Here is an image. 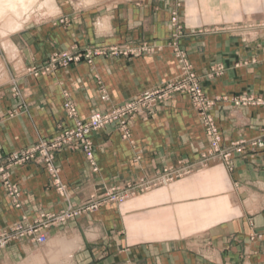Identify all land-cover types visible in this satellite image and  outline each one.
Returning a JSON list of instances; mask_svg holds the SVG:
<instances>
[{"label":"crops","instance_id":"1","mask_svg":"<svg viewBox=\"0 0 264 264\" xmlns=\"http://www.w3.org/2000/svg\"><path fill=\"white\" fill-rule=\"evenodd\" d=\"M257 1L126 0L75 13L67 5L57 12L71 17L64 24L41 20L0 35V157L70 127L66 97L83 119L175 76L176 59L166 45L172 10L183 25L179 43L205 93L215 99L212 114L222 144L261 136L264 104L235 103L238 97L264 101V33L256 22L246 28L241 13ZM122 42L160 49L98 56L50 74L25 72L56 49ZM130 130V140L114 124L92 135L96 172L80 150L57 153L68 199L36 163L13 167L20 205L0 181V229L83 202L102 186L137 183L164 168L189 166L192 172L51 227L42 245L17 240L0 249V264H264V237H252L264 230V148L247 146L228 165L213 157L200 166L207 141L186 94L173 96L149 117H135Z\"/></svg>","mask_w":264,"mask_h":264},{"label":"rangeland","instance_id":"2","mask_svg":"<svg viewBox=\"0 0 264 264\" xmlns=\"http://www.w3.org/2000/svg\"><path fill=\"white\" fill-rule=\"evenodd\" d=\"M11 1H13V2H10V0H0V10L1 9L4 10L3 12H1V16H0V35L8 33L11 30H13L14 28L16 30H19L20 28L23 27L22 24L25 25L27 23H34V22L41 21V20L50 19L52 21V23L64 24V23L68 22L69 18L71 19V17H69V15H61V13L57 14V12H59V10H61V9L63 10V7H66L67 5H68L67 7H70V9H72V11L75 13V12H78L82 8L107 6V5H112V4H116V3H121V2L126 1V0H51V2H50V0H47L48 3H46V5H42L45 3L46 0H32L31 2L29 0V2L32 3L33 6H31L30 3L27 2L28 0H19L18 2H17V0L16 1L11 0ZM130 1L138 4V3H141L143 0H130ZM21 2H23V3H21ZM19 3H21V5ZM28 3H29V5H28ZM51 3H53V4H51ZM25 4H26L27 8H29V9L23 8V6L26 7ZM11 5H13L12 7H10L11 9L8 8ZM38 5H39V7H38ZM50 5H55L56 7L55 6L53 7ZM6 6H8V7H6ZM18 6H19V8H18ZM30 6H31V8H30ZM21 8H23L26 12L23 11V9H21ZM48 8H49V10H48ZM15 9H16V11L20 10L22 13L19 11L21 13L19 15L18 14L19 12H15V13L12 12V10L15 11ZM55 10H56V12H55ZM53 12H55V13H53ZM241 13H242V16L244 17L245 22H247L246 28L250 29V25L252 23L255 24V22H256L254 27L261 29L262 32L264 33V0L257 1L255 3H252V2L248 3L246 5V8L241 10ZM15 15H17V16H15ZM58 15H60V16H58ZM7 17L9 19H7ZM18 17L22 18V20L17 19ZM24 17H26L25 20H24ZM10 18H12V20ZM14 19L15 20L17 19L18 22H16ZM8 20H11V22ZM22 21H24V22H22ZM8 23H9V25H8ZM16 23H18V24H16ZM168 23H169V29H170V36L168 38L166 45L171 49V51H172V53L176 59V63H177V67H178L177 74L175 76L169 78V79H166V80L159 82L158 84L150 87L149 89L142 91L141 93H139L138 95H136L134 97L139 96L140 94L144 93L145 91L156 90L159 88H166L167 89L169 86L175 85L177 83L184 84L185 89L184 88L177 89V90L173 89V90L169 91L168 95L165 96V98L158 99L155 102V104L153 105L151 110L145 111L144 113L133 114L130 117H127L124 125H122L120 122L107 123L106 125H104L102 127H99V128H96V129L90 131L88 137L86 139H84V142L78 141L79 143L77 142V144L75 146H63L59 150H55L50 143V141H52L51 139H53L58 133L62 132V130L72 129L75 126V116H69L67 114L66 107H65L66 103L69 102V103L74 105L75 110H76V118H79L77 115V109H76L75 103L72 100L68 99V97H66L64 100V103H63V109H64V112L67 115V117L73 121V124L70 127H60L52 135H50L48 137H41L37 141H35L29 145L14 149V150L10 151L9 153H7L6 155L0 157V181H12L10 178L11 169L13 167L18 166V165H22V164H26V163H36L37 165H39L43 170L46 171V173L49 176L50 181H61V178H60V171L61 170H60V167L56 161V155L62 149L80 150L83 153L85 160L89 163V166L91 167V171L96 172L97 171V165H96V161L94 158V142H93V136H92L96 131L106 127L107 125L114 124L115 127L117 128V130L120 132L121 137L123 139L130 140L131 123L135 117H137V116L149 117L159 105L167 103L168 101H170V99L173 96H175L177 94H186L189 97L191 106L198 115V118L200 120L202 129H203L206 141H207V147L201 153L200 159L198 161V164L200 166L206 167L208 165V162L210 161V159L213 157L218 158L222 163L228 165L230 163L231 157L234 154H238V153L240 154V153L245 152L246 147L250 146L249 142L254 141V140H258V139L264 141V132H263V134L259 137H255V138H251V139L242 138V139H238L235 141H231L228 145L222 144V142H221L222 137H221V134L219 132L217 123L214 119V116L212 114V108L215 104V99L213 97H209L205 93L199 75L195 72V70H194V68H193V66H192V64L188 58L186 50H184L179 43V38L182 35H184V30H183L182 21H181L179 14L176 10H172L170 12V17H169ZM15 24L17 25L16 27H15ZM248 24H250V25H248ZM5 25H7V26L5 27ZM7 27H8V29H7ZM9 29H11V30H9ZM7 30H8V32H7ZM111 47H118V48L119 47H126V49L128 48V49H135V50H134V52H128L127 54H125L123 52L113 54L108 50ZM158 49H160L159 45L149 44L147 42H142L140 45H131V46L129 43H126V42L114 43V44H88V45H85L82 47L77 46V45H73V46L65 48V49H56V50L52 51L47 56L46 60L43 63H41L39 65H30L27 68H25V72L27 74H31L34 76L50 74L57 68H66L71 64H76L79 62L91 63L93 61V59H95L98 56H104V57H119V56H128V55L130 56V55H136L139 53L141 54L144 52L145 53H154ZM63 51H66L69 53H75L77 55L78 54H80V55L86 54V53H88V51H94V52L97 51V52L96 53L90 52L91 55H90L89 59L86 58L85 56H81V58L77 61L69 62L66 64H57L56 66H51V68H49V70H47V67L50 66V58H51L52 54L55 52L60 53ZM102 92H103V94L101 95V99L102 100L107 99V95L104 93L105 91L103 90ZM134 97H130V98L123 100L117 104H113V105H110V106L102 108V109H95V110L91 111L82 120L86 121L94 111H99V112L108 111L111 107L120 105V104L134 98ZM244 98L248 99L251 97H238L235 100V103H237V104H259L258 102H255V101L257 99H260V98H252L250 100H244ZM263 102L264 101H262V103ZM9 114L11 115L12 113H9ZM207 117L211 118L212 124L214 126L215 131H216V134L219 137L217 150H213V148H211V138L208 134L207 125L204 121V119H206ZM79 119H81V118H79ZM85 142H86L87 147H85ZM250 148L251 149H258V148L260 149V148H264V146H262V147H251L250 146ZM41 149H42V151H41ZM44 150H46V152H44ZM227 152L229 153V157L226 160L224 158V154ZM15 154L17 155V157L15 156ZM25 156H27V157H25ZM52 168L55 170V173L51 171ZM191 172H192V168L189 166H187V167H176L173 169L164 168L160 172H158L154 176H152L151 178H144V177L138 178L136 181H139V182H137V183L126 182L123 185L110 186V187L115 188V190H119V192H121V193H125L126 190H129V196L128 197L125 196L124 198H118L115 200L107 201L104 204H102L98 209H100L104 205H108V204H112V203H120V202L126 201L128 199L133 198L136 195L145 193L154 187L169 185L173 181H175L181 177H184L185 175H187ZM126 181H131V180H126ZM152 181H168V182H165V183L164 182H162V183L161 182H155V183L153 182V185H151L150 187L147 186L145 188H141L142 186H144V184H148ZM140 184H141V187H140ZM83 203L84 202H79L78 204H75V205H73L71 203L70 204L73 207H79ZM97 210H95V211H97ZM92 212H94V211H92ZM88 213H90V212H88ZM260 237H264V234ZM260 237H258V238H260Z\"/></svg>","mask_w":264,"mask_h":264},{"label":"built area","instance_id":"3","mask_svg":"<svg viewBox=\"0 0 264 264\" xmlns=\"http://www.w3.org/2000/svg\"><path fill=\"white\" fill-rule=\"evenodd\" d=\"M108 50L113 54L120 52L127 54L128 52H134L135 49H126V47H111ZM90 52L94 51H88V53L82 55H77L75 53H69L66 51L60 53L55 52L50 58V66L47 67V70H49L51 66H56L57 64H66L69 62L77 61L81 58V56H85L89 59L91 55ZM96 52L97 51H95L94 53ZM184 87V84L177 83L175 85L169 86L167 89L159 88L156 90L145 91L139 96L134 97L120 105L111 107L108 111H94L86 121L76 118L75 107L73 104L68 102L65 104L66 112L69 116H75V126L72 129L62 130V132L58 133L53 139H51L52 141H50V143L55 150H59L63 146H75L78 141L84 142V139L88 137L90 131L111 122H120L122 125H124L127 117H130L133 114L144 113L145 111L151 110L155 102L158 99L165 98V96L168 95L169 91L173 89H182ZM250 99L252 98H244V100ZM255 102L262 103V100L257 99ZM204 121L207 125V131L211 138V148H213V150H217L219 137L216 134L211 118L207 117L206 119H204ZM249 144L251 147H262L264 146V141L258 139L249 142ZM85 147H87L86 142ZM44 152H46V150H44ZM15 156L17 157L16 154ZM228 157L229 153L227 152L224 154V158L227 160ZM51 171L55 173V170L53 168ZM1 182L5 186L7 195L11 199L12 203L15 206H19L20 190L18 185L11 181ZM51 182L54 188L63 197L68 199L66 185L61 181ZM153 182L165 183L168 181H152L148 184H144V186L142 187L140 184V187H150L151 185H153ZM100 189L101 190L90 195L87 200L83 201L84 203L79 207H73L70 203H68L65 208L59 211L41 212L30 221L23 218L9 225L8 227L0 229V249L20 239H28L38 245H42L47 241L48 230L51 227L58 226L70 219L77 218L88 212L95 211L107 201L129 196V190H126V192L124 191L125 193H121L119 192V190H115V188L113 187L109 188L106 186H102V188ZM263 234L264 230L260 232L258 231L257 233H253L252 237H260Z\"/></svg>","mask_w":264,"mask_h":264},{"label":"bare ground","instance_id":"4","mask_svg":"<svg viewBox=\"0 0 264 264\" xmlns=\"http://www.w3.org/2000/svg\"><path fill=\"white\" fill-rule=\"evenodd\" d=\"M15 1H16V0H15ZM15 1H14V2H15ZM18 1H19V0H17V2H18ZM31 1H32V0H30V2H31ZM10 2H13V1L10 0ZM10 2H9V3H10ZM23 2H24V1H23ZM23 2H21V3H23ZM27 2H29V0H28ZM30 2H29V3H30ZM34 2H35V1H34ZM34 2H33V3H34ZM50 2H51V0H50ZM50 2H49V3H50ZM52 2H53V1H52ZM21 3H19V4L21 5ZM29 3H28V5H29ZM46 3H48L47 0H46L45 3L42 4V5H46ZM16 4H17V3H16ZM16 4H15V5H16ZM51 4H53V3H51ZM13 5H14V4H13ZM13 5H11V6H9V7L6 6V7L10 8V7H12ZM17 5H18V4H17ZM20 5H19V6H20ZM23 5H24V4H23ZM23 5H22V6H23ZM30 5L33 6L32 3H30ZM47 5H48V4H47ZM19 6H18V8H19ZM22 6H21V7H22ZM25 6H26V4H25ZM31 6H30V8H31ZM50 6H53V7H54L55 5H50ZM6 7H5V8H6ZM28 7H29V6H28ZM38 7H39V5H38ZM45 7H46V6H45ZM55 7H56V6H55ZM1 8H2V7H1ZM13 8H14V7H13ZM16 8H17V7H16ZM18 8H17V9H18ZM23 8L29 9V8H27V6H26V7L23 6ZM23 8H21V9H23ZM51 8H52V7H51ZM10 9H11V8H10ZM48 10H49V8H48ZM50 10H51V9H50ZM3 11H4V10H2V9L0 10V16H1V12H3ZM19 11H20V10L16 11V9H15V11L12 10V12H14V13H15V12H19ZM23 11H25V10L23 9ZM8 12H9V11H8ZM20 12H21V11H20ZM20 12L18 13L19 15L22 13V12H21V13H20ZM25 12H26V11H25ZM50 12H51V11H50ZM55 12H56V11H55ZM23 13H24V12H23ZM47 13H48V12H47ZM53 13H54V12H53ZM8 14H9V13H8ZM29 14H30V13H29ZM10 15H11V14H10ZM22 15H23V14H22ZM34 15H35V14H34ZM7 16H8V15H7ZM15 16H17V15H15ZM27 16H28V15H27ZM9 17H10V16H9ZM19 17H20V16H19ZM19 17H18L17 19L22 20V18H19ZM5 18H6V17H5ZM3 19H4V18H3ZM7 19H9V18L7 17ZM7 19H6V20H7ZM10 19L12 20V18H10ZM17 19H16V20L14 19V20H15L16 22H18ZM25 19H26V17H24V20H25ZM11 20H8V21L11 22ZM14 20H13V21H14ZM20 20H19V21H20ZM4 21H5V20H4ZM5 22H6V21H5ZM10 22H9V23H10ZM22 22H24V21H22ZM9 23H8V25H9ZM16 24H18V23H16ZM16 24H15V27L17 26ZM22 25L24 26V24H22ZM22 25H21V26H22ZM1 26H2V25H1ZM6 26H7V25H5V27H6ZM18 26H19V25H18ZM12 27H13V26H12ZM10 28H11V27H10ZM18 28H19V27H18ZM7 29H8V27H7ZM11 29H12V28H11ZM11 29H9V30H11ZM14 29H15V28H14ZM14 29H13V30H14ZM5 30H6V29H5ZM14 31H16V29H15ZM14 31H13V32H14ZM7 32H8V30H7ZM6 34H11V33H6ZM5 39H6V38H5ZM2 40H3V38H2ZM8 43H9V42H8ZM8 45H9V44H8ZM14 47H15V46H14Z\"/></svg>","mask_w":264,"mask_h":264}]
</instances>
